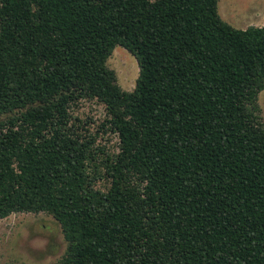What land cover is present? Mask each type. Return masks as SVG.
<instances>
[{
  "label": "trees",
  "instance_id": "trees-1",
  "mask_svg": "<svg viewBox=\"0 0 264 264\" xmlns=\"http://www.w3.org/2000/svg\"><path fill=\"white\" fill-rule=\"evenodd\" d=\"M219 1L0 0V220L52 216L55 264H264V25Z\"/></svg>",
  "mask_w": 264,
  "mask_h": 264
},
{
  "label": "rangeland",
  "instance_id": "rangeland-1",
  "mask_svg": "<svg viewBox=\"0 0 264 264\" xmlns=\"http://www.w3.org/2000/svg\"><path fill=\"white\" fill-rule=\"evenodd\" d=\"M221 18L236 29L264 25V0H220ZM125 91H133L139 77L136 58L126 49L117 47L108 61ZM261 118L264 123V91L259 96ZM74 112L83 119L99 123L105 110L95 103L80 102ZM114 151L119 142L117 135H104L100 140ZM98 186L104 188L105 181ZM67 242L59 223L45 213H15L0 220V264H55L65 255Z\"/></svg>",
  "mask_w": 264,
  "mask_h": 264
}]
</instances>
